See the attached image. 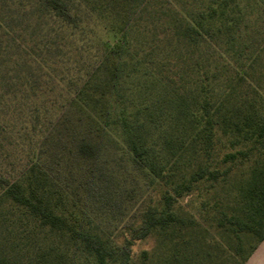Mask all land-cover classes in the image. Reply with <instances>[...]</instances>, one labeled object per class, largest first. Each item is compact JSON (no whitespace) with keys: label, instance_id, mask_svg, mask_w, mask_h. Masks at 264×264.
<instances>
[{"label":"trees","instance_id":"1","mask_svg":"<svg viewBox=\"0 0 264 264\" xmlns=\"http://www.w3.org/2000/svg\"><path fill=\"white\" fill-rule=\"evenodd\" d=\"M29 1L50 23L22 43V69L58 66L68 114L44 138L57 149L0 186V236L22 233L20 251L34 256L25 263L1 252L0 264H134L150 238L157 246L142 251L143 264H246L264 241V50L247 24L254 0ZM102 28L97 49L90 39ZM49 36L53 60L41 56ZM213 43L211 61L202 46ZM22 80V90L49 94L33 73ZM108 152L163 191L122 228L120 244L81 222L59 181L62 167L80 172L108 197ZM185 197L187 210L177 205ZM42 230L68 237L75 256L41 245Z\"/></svg>","mask_w":264,"mask_h":264},{"label":"rangeland","instance_id":"2","mask_svg":"<svg viewBox=\"0 0 264 264\" xmlns=\"http://www.w3.org/2000/svg\"><path fill=\"white\" fill-rule=\"evenodd\" d=\"M30 5L29 0H0V186L13 183L20 178L39 152L46 150L48 155L52 154L56 144L51 142L43 147L44 138L60 116L68 114L67 100L65 96H59L60 91L55 83L56 76L61 74L58 66H50L48 71L22 69V43H27L31 39L38 41L44 23H50L46 18L40 20L36 16V9H32L33 6ZM251 7L254 14L247 19L249 37L252 38L254 46L262 51L264 0L252 1ZM95 31L97 40L90 39V42L98 49L97 42L104 39L103 28ZM48 42L49 47L41 56H49L53 60L52 37H48ZM26 48L30 50L27 46ZM218 52L219 46L214 43L202 46V53L208 60L212 61L213 57L218 56ZM87 56L88 54L84 55V58ZM78 57L77 54L74 59L77 60ZM27 71L33 73L36 79L42 81L44 87L50 89L49 94L35 96L31 91L22 90V79ZM42 74L44 76L41 77ZM72 114L69 113V116L72 117ZM102 145L107 146L104 142ZM106 156L109 160L107 174L111 177L107 180V188L112 197L108 195L105 198L104 192V195L91 192L80 172L72 175L64 167L59 181L60 184L67 186L66 194L77 202L78 208L73 212L81 217V222L120 244L123 240L122 228L127 224L130 226L135 221L136 212L142 205L160 202L163 191L156 182L149 183L133 172L127 162L113 157L109 152ZM54 163L50 165L55 167ZM191 200L190 197L179 199L177 205L187 210L191 207ZM4 205L2 209L5 212L8 204ZM27 240L22 233L9 238L0 236V253L5 252L11 258L23 260L25 263L32 262L33 255L20 251L21 244ZM37 240L41 245L61 246L62 249L69 251L71 259L77 251V246L68 237L48 230L40 231ZM156 246L153 238L141 242L134 252V264H143L142 251L152 252Z\"/></svg>","mask_w":264,"mask_h":264},{"label":"crops","instance_id":"3","mask_svg":"<svg viewBox=\"0 0 264 264\" xmlns=\"http://www.w3.org/2000/svg\"><path fill=\"white\" fill-rule=\"evenodd\" d=\"M246 264H264V241L258 246Z\"/></svg>","mask_w":264,"mask_h":264}]
</instances>
